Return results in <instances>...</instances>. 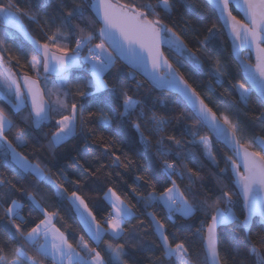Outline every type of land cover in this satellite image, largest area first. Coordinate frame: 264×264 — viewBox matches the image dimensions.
Segmentation results:
<instances>
[{
    "label": "snow or ice",
    "instance_id": "1",
    "mask_svg": "<svg viewBox=\"0 0 264 264\" xmlns=\"http://www.w3.org/2000/svg\"><path fill=\"white\" fill-rule=\"evenodd\" d=\"M208 2L223 21L224 28L232 39L234 52L241 60L245 76L250 82V87H245L239 82L234 85L239 94V103L246 107L254 90L259 94L260 102L264 103V0H208ZM174 7V0H157L155 5L121 4L119 0L78 2L60 0V23L57 24L51 19L44 20L43 25L48 27L51 34L45 32L46 40L40 42L29 36L23 23L24 18L30 23L40 22L39 12L25 10L20 7L18 0H0V51H8L7 42L14 38L12 29L22 33L35 46L36 57L29 60L28 64L36 71L37 76V79H32L25 75L21 84L17 75L8 67L4 56L0 55V96L8 101L16 114L29 108L30 104L28 115L22 117L21 123L29 124L33 129L42 127L55 129L45 134L46 147L49 150L61 148L80 137L87 140L89 135H95L96 128L110 132L115 125L119 134L132 116L151 125L149 132L151 135L154 132H163L165 126L171 123V119L152 111L155 101L150 96L142 94V98H136L129 94L127 85L117 81L110 87L104 79L105 73L110 72L118 57L143 69L154 87L166 88L177 93L184 106L191 110V117L181 112L176 117L177 123L191 118H194L196 123L184 127L179 139L176 136H168L166 139L161 137L156 142L159 157H172L171 160H162V170L169 178L179 175L183 179L187 175L188 185L185 189L181 190L176 180L172 179L171 186L164 188L158 195L153 190L146 197L141 195L137 199L143 201L145 208H151L153 204L163 205L166 219L174 226L178 217L187 220L199 211H203L205 218L210 215V221L206 226L205 221H201L195 233L203 242L201 252L190 248L184 239H178L175 234L169 233L165 223L157 218L154 212H147L152 234L159 241V248L162 251V257L153 260L152 264H161V261H166L167 264H237V256L248 258V264H264V138L253 137L245 140L239 117L237 116L234 121L229 114L221 112L218 115L217 111L201 98L198 91L173 68L169 60L164 58L160 52L162 43L168 44L178 57L191 63L195 68H200L203 63L200 56L188 49L173 27H168L164 23L165 19L171 20ZM191 7L196 16L201 15L195 4ZM237 10L243 13L245 20L238 19L237 15L233 14ZM161 11L164 13L163 16ZM89 16L102 25L99 29L100 43L93 44L97 35L94 30L83 23L73 24V21L83 22ZM41 30L44 31L43 27ZM219 31L215 25L209 27L208 35L200 41L201 45L214 39ZM73 38L75 46L70 47ZM109 48L112 49L111 52ZM244 48L255 50L254 65L247 63L250 56L248 58L239 56ZM85 50L87 54L81 55ZM21 55L26 56L27 53L22 52ZM12 59L19 64L20 57L9 56V61ZM208 60H212L211 55L208 56ZM41 66L46 82L48 74L55 76L52 88H48L47 83L41 87L39 83ZM84 67L87 68L88 76L77 77L74 93L69 92L67 85L71 80V70ZM211 75L216 77V83L219 85L223 82L222 78L229 73L227 67L216 59ZM136 88L139 90L141 85L137 84ZM53 93L56 96L55 100L51 99ZM46 96L49 98L46 99ZM69 96L74 101L79 97L80 102L69 105ZM161 106L166 108L164 102H161ZM54 113L58 118L54 119ZM258 119L264 121V113H261ZM13 127H15L13 120L9 118L4 108L0 107V160L5 165L12 167L21 179L31 175L38 184L46 182L52 185L55 188L53 196L57 202L62 203L64 200L69 202L70 210L75 213L91 239L97 244L105 236L113 239L124 237V225L136 218L133 207L109 187L104 199L111 205L112 211L104 221H98L77 191L68 194L66 188L56 184L51 175L46 174L42 163L45 145L40 144L37 138L33 137L35 143L32 145L35 163L31 162L27 155L17 151L18 148L29 147V141L25 139L27 131L24 128L17 129L13 140H9L7 133L11 132ZM132 127L145 146L151 143L145 135V131L149 130H142L141 123H134ZM203 128H207L216 141L223 142L233 153L225 157L226 166L221 168L217 175L229 180L238 191L226 190L225 185L214 199L211 195H205L203 200L197 202L196 197L200 193L192 189L196 180L201 179L199 172L188 168L185 173L178 165L191 154L188 151V147L191 146L202 148L204 156L212 166L219 167L212 155L213 141L207 136L200 135ZM184 137L188 139L185 140ZM100 139L103 141L104 137L101 136ZM166 141L174 144L175 151L171 147H165ZM109 146L102 145V155L108 154ZM112 155L115 157L113 165L120 166L119 156H115V153ZM84 171L89 172V169L84 168ZM229 171L231 176L227 175ZM135 179L139 181L142 177L137 176ZM148 182L145 180V183ZM17 193L24 195L25 202L15 198ZM43 196L39 187L26 192L18 184L0 178L2 213L0 234L7 237L0 239V264H45L48 260L51 264H129V262L139 264L135 259L136 254L149 250L147 241L142 238L149 233L145 231L142 235H136L135 230L124 243L115 245L106 243L107 258L102 256L97 248L90 247L83 236L74 246L69 242L65 232L56 226L58 213L49 211L43 205ZM241 198L242 221L233 211V205ZM26 205L29 211H38L43 216V219L27 230L25 228L31 218L26 220L22 214ZM255 216L261 218V225L260 232L254 237L251 225ZM234 221L240 224L245 243L242 246L241 237L236 235L235 255L222 258L221 252H226L227 249L223 246L217 229L221 226L230 227ZM138 227H143V221ZM170 235L172 241L169 239ZM12 241H15V244L11 243Z\"/></svg>",
    "mask_w": 264,
    "mask_h": 264
},
{
    "label": "trees",
    "instance_id": "2",
    "mask_svg": "<svg viewBox=\"0 0 264 264\" xmlns=\"http://www.w3.org/2000/svg\"><path fill=\"white\" fill-rule=\"evenodd\" d=\"M20 7L25 10L32 9L33 11L39 12L38 23H30L27 18H24L23 23L26 26L27 32L32 39L44 42L46 40L47 32L51 34L46 25H43V21L46 19L55 20L57 24L59 20V4L60 0H18ZM78 2V0H77ZM121 4H145L151 3L155 5L157 0H119ZM175 7L172 12L171 20L165 19L164 23L168 27H173V30L178 36L184 41L188 49H191L198 56L201 57L203 63L200 68H195L191 63L186 62L184 59L178 57L175 52L171 49L164 48L162 53L166 59L173 65L188 83L198 91L201 98L212 107L217 114L223 112L229 114L230 118L234 121L239 117L241 126L244 129V139H251L253 137L264 138V121L258 119L261 113H264V104L257 99L254 94H251L250 102L245 107L239 103V94L237 88L234 86L239 83H245L242 80L240 71L234 63L231 54L229 43L226 40L224 33L219 25L216 14L212 8L206 4L203 0H174ZM195 4L198 7L200 16H196L191 5ZM158 11H160L158 9ZM237 18L240 19L239 15ZM164 13L161 11V16ZM154 18V17H150ZM83 23V25L94 30L97 34L99 25L95 22L91 16L87 17L83 22L73 21V24ZM215 25L219 29V33L214 39H211L201 45L200 41L204 40L205 36L208 35L207 29ZM42 27L44 31L42 32ZM14 38L8 40V51H0V55L4 56L8 67L14 72H18L19 80L22 76H30L37 79L36 74H33L28 61L35 58L36 54L34 51L23 42L22 38L17 34L13 33ZM97 38L93 40V44L99 43ZM70 47L75 46V39L71 41ZM27 53L26 56L21 53ZM86 50L81 53L85 54ZM87 53V52H86ZM212 56V60H208V56ZM9 56L15 58L20 57L19 64L16 63L15 59L9 61ZM244 58H248V54L243 55ZM219 59L223 65L227 67L229 75L222 78L223 82L219 85L216 83V77L211 75L212 69L215 67V61ZM247 63L252 64L251 58L247 60ZM88 72L84 68H78L75 71H71V80L67 85L68 91H75V83L77 77H87ZM39 83L43 88L45 83L47 87L51 88V84L55 79L48 78L47 82L44 76L40 72ZM105 81L111 85L113 82H119L120 84L127 85L130 90L129 94L136 98H142L143 96H150L155 101L152 111L157 114L165 115L171 119V123L165 126L163 132H154L149 135L151 125L138 121L136 116H132L128 121L125 128L117 134L116 127L113 125V129L104 131L102 128L95 129V135H89L87 140L83 137L74 140L72 143L65 145L56 150H49L46 147L47 141L45 134L54 131L52 127H42V129H33L29 124L21 123L22 117L28 115L27 108L23 112L16 114L11 109L10 104L0 97V107L4 108L9 118L13 120L15 127L12 128L11 132H8V139L13 140L17 129L24 128L27 131L25 139L29 141V147L18 148L22 154L27 155L31 162H36V157L32 155V145L35 143L33 137L37 138L40 144L45 145V149L42 152V163L45 168L46 174L51 175L52 180L56 184H60L62 187L68 190V194L72 191H77L78 195H81L85 199L89 208L96 215L98 221H104L105 218L112 211L111 205L104 199V194L108 188L111 187L117 192L121 198L133 207L136 212V218L132 219L129 223L124 225L125 233L124 237L120 239H113L110 236H105L99 243L93 241L85 227L80 223L78 217L73 211L70 210V204L67 200L62 203H58L53 193L55 188L47 184L46 182L37 183L35 178L31 175H27L26 179L16 173V171L5 165L0 160V178L9 180L18 186L23 187L26 192L34 191L35 187H39L41 192L44 194L42 203L49 211H56L58 213L56 218V226L64 231L69 239V242L74 246L78 244L81 236L84 237V241L89 244L90 247L97 248L101 252L102 256L106 257V243H112L113 245L118 243H124L130 233L136 235H142L143 232L147 231L148 236L142 237L147 241V247L149 250L143 253H137L135 259L139 264H152L153 260H158L162 257V251L159 248V241L156 236L152 234L149 218L146 216L147 212H154L157 218L161 219L169 233L175 234L178 239H184L190 248L198 249L202 252V240L199 235H196V229L200 227L201 221L206 223L210 221V215L205 218L203 211L197 212L192 218L184 220L177 218V223L174 226L171 221L166 219V211L161 204H153L151 208H145L143 201L137 199L138 196H147L148 193L155 190L157 195L163 192L164 188L171 186V180L175 179L177 184L180 185L181 190H184L188 185L187 175L183 179L179 175L169 178L166 173L162 170V160L169 159L172 157H159L157 153V141L161 137L176 136L181 138L183 128L196 123L194 118L182 120L177 123L176 117L183 112L184 115L191 117L192 114L184 106L183 102L176 96L165 93L157 92L153 88L147 85L139 76L127 70L117 60L110 72L105 73ZM141 85V88L137 90L136 85ZM246 87V85H245ZM48 99L49 97H45ZM54 96H51L53 99ZM69 105L73 102H80V98L76 97L75 101L71 96L68 98ZM161 102H164L165 107L161 106ZM107 111V109H105ZM87 115V113H85ZM54 119L58 118V115L53 114ZM53 119V123H54ZM134 123H141L142 130L145 131V135L148 136L151 143L145 146L141 140L139 134L135 128L132 127ZM89 127H94L89 125ZM201 136H207L213 141L206 130L203 128L200 130ZM101 136L104 140L101 141ZM183 139L187 140V137ZM102 145H110L108 154L102 155ZM165 147H171L175 151L174 144L171 142L165 143ZM258 150V149H253ZM183 151V149H182ZM188 151L191 153L182 163L178 165L180 170L187 172L188 168H192L194 171H198L201 179L196 180L193 185V191L200 193L196 197V201L204 199L205 195H211L213 199L216 195H219L220 189L223 186H227L226 190L236 191L234 185L226 179L218 176L221 168H225L226 162L225 157L231 156L232 154L223 148L221 145L213 141L212 155L216 158V163L219 167H213L211 162L204 156L202 148L188 147ZM115 156H119V165L114 166L113 160ZM124 165H128L125 167ZM84 168H88L89 172H85ZM231 176V172L227 173ZM142 177L141 180L137 181L135 178ZM148 180V183H145ZM186 195H188L186 193ZM15 198L20 199L21 202H25L26 198L23 194L17 193ZM39 198V197H38ZM241 201L236 202L233 205V211L239 217V220H243L241 215ZM2 214V213H0ZM26 220L30 219V223L26 226L27 228L34 226L40 219H43L42 214L38 211H29L26 205L22 213ZM143 221V227H138L140 222ZM261 221L254 219L251 225L252 235L255 237L260 232ZM106 227V224H104ZM218 233L221 236L223 246L227 249L226 252H221V257H231L235 255V236L241 237L240 244L243 246L245 243L243 240L244 233L241 232L240 224L234 222L230 227L220 228ZM0 239H7L6 235L0 234ZM172 241V237H169ZM11 243L15 244V241ZM130 243H136V241H130ZM131 250V249H130ZM243 250V248H242ZM107 258V257H106ZM127 259V258H126ZM237 264H248V258L244 256H237ZM254 260V258H251ZM45 264H51L48 260ZM130 264V262H129ZM161 264H167L166 261H161Z\"/></svg>",
    "mask_w": 264,
    "mask_h": 264
},
{
    "label": "water",
    "instance_id": "3",
    "mask_svg": "<svg viewBox=\"0 0 264 264\" xmlns=\"http://www.w3.org/2000/svg\"><path fill=\"white\" fill-rule=\"evenodd\" d=\"M206 4H208L212 10L214 11V13L216 14V17H217V20L219 22V25L224 33V36L226 38V40L228 41L229 43V47H230V54H231V57L234 61V63L236 64V66L238 67L239 71H240V74H241V77H242V80L243 82L245 83L246 87H250V82L247 80L246 76H245V73H244V70H243V67H242V64H241V60L237 58V55L236 53L234 52V49H233V43H232V39L231 37L228 35L226 29L224 28V24H223V21L221 19H219L218 17V13L214 10V8L210 5V3L208 2V0H203ZM234 7V6H233ZM236 12L240 19L241 20H245L244 16H243V13L242 12H239L238 10L237 11H234ZM94 15V13L92 14ZM246 22V21H245ZM99 25V29L100 27L102 26L101 23H97ZM11 32L17 34L19 37L22 38L23 42L26 43L33 51H34V45L32 44L31 40L26 38L22 33H19L17 32L16 30L12 29ZM97 38L98 40L101 42L100 40V37H99V30L97 31ZM107 47V45H106ZM164 48H167V49H171L168 44L166 43H162L160 45V52L162 53V50ZM110 52L112 51V49H108ZM172 50V49H171ZM173 51V50H172ZM174 52V51H173ZM34 53L36 54V52L34 51ZM163 54V53H162ZM244 54H248L250 57H251V60H252V64H249V65H254L256 63V54H255V50H249L248 48H244L240 51L239 53V56L241 58H244L243 55ZM113 55H116L115 53H113ZM164 56V55H163ZM165 58V57H164ZM123 67H125L127 70H129L130 72L134 73L135 75L139 76L144 82L147 83L148 86H150L151 88H153L154 90H156L157 92H165V93H169V94H172L176 97H178L180 100L181 98L178 96L177 93L173 92L172 90H169V89H166V88H156L153 86V84L150 82V80L148 79L146 73L143 71V69H140V68H137L135 65L129 63L126 59H123V58H117L116 59ZM78 68H73L71 71H75L77 70ZM40 72H41V75L44 76L45 74L43 73V70H42V66L40 68ZM23 77L22 76L20 78V83L23 84ZM30 77V76H29ZM32 78V77H31ZM48 78H51V79H55V76L52 75V74H48ZM34 79V78H32ZM254 94V96L259 99L260 101V98H259V94L254 90L252 92ZM182 101V100H181ZM264 104V103H263ZM189 110V112L191 113V110L189 108H187ZM27 110L29 111L30 110V104H29V108H27ZM192 114V113H191ZM206 130V132L209 134V136L213 139V141H215L217 144L221 145L223 148H225L227 151H229L232 155L233 153L231 152V150L223 143V142H218L215 140V137L213 136V134L207 129V128H204ZM235 187V186H234ZM236 191H238V189L235 187ZM241 206H242V198H241ZM254 219H257L259 221H261V218L259 216H255L253 217V220ZM252 220V221H253ZM235 222V221H234ZM233 222V223H234ZM220 228H225L223 226L219 227L217 229V231L220 229ZM203 243V242H202Z\"/></svg>",
    "mask_w": 264,
    "mask_h": 264
},
{
    "label": "rangeland",
    "instance_id": "4",
    "mask_svg": "<svg viewBox=\"0 0 264 264\" xmlns=\"http://www.w3.org/2000/svg\"><path fill=\"white\" fill-rule=\"evenodd\" d=\"M100 43V42H99ZM87 53L85 52V54H83V55H86ZM85 69L87 70V68L85 67ZM32 70V69H31ZM13 71V70H12ZM39 71H40V69H39ZM32 72H33V74H36V71H34V70H32ZM13 73H15L16 75H17V78H18V80H19V74H18V72H14L13 71ZM41 77H39V79H40ZM19 82H20V80H19ZM51 88H52V84H51ZM238 92V91H237ZM53 96H54V98L52 99V100H55V98H56V96H55V93H53ZM1 98H3V96H0ZM4 99V98H3ZM5 100V99H4ZM8 102V101H7ZM11 106V105H10ZM55 114V113H54Z\"/></svg>",
    "mask_w": 264,
    "mask_h": 264
},
{
    "label": "crops",
    "instance_id": "5",
    "mask_svg": "<svg viewBox=\"0 0 264 264\" xmlns=\"http://www.w3.org/2000/svg\"><path fill=\"white\" fill-rule=\"evenodd\" d=\"M6 101V100H5ZM50 261V260H49ZM51 262V261H50Z\"/></svg>",
    "mask_w": 264,
    "mask_h": 264
}]
</instances>
